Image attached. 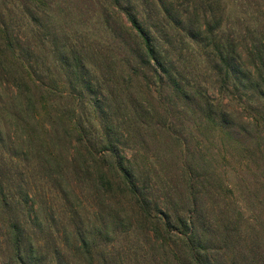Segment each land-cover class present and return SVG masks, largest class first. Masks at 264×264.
I'll return each instance as SVG.
<instances>
[{"label":"trees","instance_id":"obj_1","mask_svg":"<svg viewBox=\"0 0 264 264\" xmlns=\"http://www.w3.org/2000/svg\"><path fill=\"white\" fill-rule=\"evenodd\" d=\"M201 129L264 165V0H0V264H218L150 186Z\"/></svg>","mask_w":264,"mask_h":264},{"label":"rangeland","instance_id":"obj_2","mask_svg":"<svg viewBox=\"0 0 264 264\" xmlns=\"http://www.w3.org/2000/svg\"><path fill=\"white\" fill-rule=\"evenodd\" d=\"M16 7V17L20 18L19 7L17 5ZM74 9L77 13L79 12L78 8L74 7ZM139 14L141 16L142 11ZM78 18L73 19L71 25L79 24ZM94 22V19L90 20L88 22L90 28L86 30L92 34ZM62 107L60 105L58 108ZM89 110L79 105L76 114L86 116L90 113ZM195 128H197L196 123L191 129ZM197 134L200 142L198 150L203 154L199 163L206 171H209L215 163V178L210 177L209 183L204 185L185 181L178 166L168 161L169 155L161 157L165 153L162 150L159 158L153 160L159 177H155L152 172L150 182L152 190L159 201L169 207L172 213L181 214L189 206L188 201H194L193 196L196 198L197 211L195 213L192 211L191 214L200 216L195 224H198L199 220L200 224L205 219L208 239L214 238L209 242L208 252L220 257L218 264H264V165L262 160L257 154L253 156L242 150L239 152L234 150L233 154L229 153L226 158H219V153L214 155L216 137L204 129ZM131 146L132 144L125 145L123 148ZM144 152L145 150H142L141 153ZM246 161L249 163L243 165ZM142 165H139L140 169L143 168ZM139 237L144 248L157 253L155 247L146 241L145 236L139 235Z\"/></svg>","mask_w":264,"mask_h":264}]
</instances>
